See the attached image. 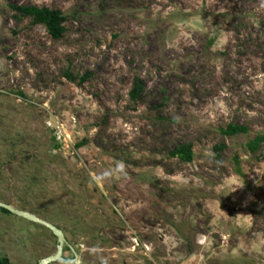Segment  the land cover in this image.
I'll use <instances>...</instances> for the list:
<instances>
[{
    "label": "rangeland",
    "instance_id": "374dc122",
    "mask_svg": "<svg viewBox=\"0 0 264 264\" xmlns=\"http://www.w3.org/2000/svg\"><path fill=\"white\" fill-rule=\"evenodd\" d=\"M261 135L264 0H0V203L51 264H264ZM57 246L0 208V264Z\"/></svg>",
    "mask_w": 264,
    "mask_h": 264
},
{
    "label": "trees",
    "instance_id": "16d2710c",
    "mask_svg": "<svg viewBox=\"0 0 264 264\" xmlns=\"http://www.w3.org/2000/svg\"><path fill=\"white\" fill-rule=\"evenodd\" d=\"M14 9L20 13L22 17H29L32 19L34 25H43L48 31V34L54 40H60L66 32L65 16L61 11L55 9H49L47 7H14ZM83 78L82 81H84ZM142 87L140 83H136L133 90L130 92V98L132 101H137L140 98ZM226 135H235L239 133H246L247 129L242 126L231 125L226 130H222ZM264 142V135L250 141L247 144V148L250 152L254 153L260 144ZM174 157L180 158L186 162H191L193 154L189 146H182L176 152L173 153ZM4 213H9L7 210L2 209Z\"/></svg>",
    "mask_w": 264,
    "mask_h": 264
},
{
    "label": "water",
    "instance_id": "95a60500",
    "mask_svg": "<svg viewBox=\"0 0 264 264\" xmlns=\"http://www.w3.org/2000/svg\"><path fill=\"white\" fill-rule=\"evenodd\" d=\"M0 208L7 210L8 212H10L13 215L19 216L21 218H24V219L29 220V221L34 222V223L41 224L42 226L49 229L53 233V235L57 238V242H58L57 253L54 256H51V257H48V258L41 260L39 262V264H51L53 262L62 261V249H63V246L65 244V238H64L63 232L61 230H59L57 227H55L51 224H48V223L38 219L37 217H35V216H33L27 212L15 210L11 206L4 205V204L0 203Z\"/></svg>",
    "mask_w": 264,
    "mask_h": 264
}]
</instances>
